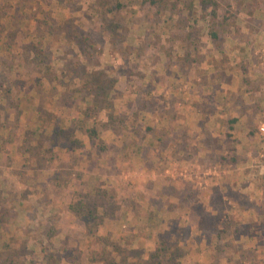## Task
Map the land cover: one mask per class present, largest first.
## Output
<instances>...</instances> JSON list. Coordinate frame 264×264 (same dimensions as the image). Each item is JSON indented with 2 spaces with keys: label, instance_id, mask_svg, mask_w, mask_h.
Returning a JSON list of instances; mask_svg holds the SVG:
<instances>
[{
  "label": "rangeland",
  "instance_id": "374dc122",
  "mask_svg": "<svg viewBox=\"0 0 264 264\" xmlns=\"http://www.w3.org/2000/svg\"><path fill=\"white\" fill-rule=\"evenodd\" d=\"M243 57L264 0H0V264H264V94L211 119Z\"/></svg>",
  "mask_w": 264,
  "mask_h": 264
},
{
  "label": "crops",
  "instance_id": "0c3cea01",
  "mask_svg": "<svg viewBox=\"0 0 264 264\" xmlns=\"http://www.w3.org/2000/svg\"><path fill=\"white\" fill-rule=\"evenodd\" d=\"M228 43H229V41H228ZM231 44H233V45L237 44V47L239 50H237L235 52H238L239 54L247 52L246 51L247 49H244V51H240V48L242 47V45L243 46L246 45V41L242 42L236 38H233ZM247 58H251V57H247ZM235 59H236L237 63H239L241 61V59H239V57L238 58L235 57ZM249 61H250V59L246 60V57L245 58L243 57L242 67L244 69L234 68V70H232L231 68H228V70H226L227 72L229 71V73H230L228 75V78H232V80L216 81V85L218 84V86H220V90L217 92L218 96L217 95L216 96L218 97L217 99H221L220 102H218V103L216 102V108H217V110H215L216 114L214 112H212V114H211V119L213 117H214V119H216V138L219 137V134L217 133V127H218L219 123H223V125H225V123L228 124V127L226 128V131H225L226 133L230 134V133L234 132V133H236V135H238V137H241V136H243L245 138L249 137V135L245 134L243 131V127L244 126L246 127L248 125V122L250 121L251 116L253 115V113H251V111H249V108H245V110H243L241 112H239L240 109H239V111L236 110V112L232 115L233 117H230L229 115L227 116V112H228V110L231 109V107L232 108L238 107V105L242 106V107L243 106L249 107V106L253 105L252 101H254V100H252V98L249 96H245L244 99L242 97H241V99H235V100L232 98V94H233L232 92H234L237 88L249 89L250 86H248V82H250V84H252V85H254V84L257 85V88L260 90V95L262 93L264 94V67H262L260 64L258 66V62H256L257 60H255L254 65H252L251 62H249ZM230 64L233 67V63H230ZM255 72H258V75H255L254 74ZM259 77L262 79V81H261V79L260 80L258 79ZM240 78H242V80L239 83ZM243 78H245V80H243ZM255 80H256V82H255ZM235 82H238V84L236 85ZM242 84L244 86H242ZM240 86H242V87H240ZM222 101H224V102H222ZM180 112L182 113L183 111H180ZM231 122H236V124L235 123L232 124ZM237 124H238V126H237ZM238 129H239V131H238ZM211 133H212V131H211ZM177 134H178V131H174V130L171 131V137H174ZM174 143L175 144L179 143V141L174 142ZM13 154H15L14 159L12 157ZM25 156H26V154L25 155H18L17 149H15V146H13V148L11 146L8 149V151H1L0 152L1 158L5 157L6 160L13 159L14 160V161L12 160L13 165L18 164V160H19V162L21 164L20 165L21 168H22V159ZM11 224H12V222H10L9 224H6V222H3V220H1V218H0V233L5 232V231H9Z\"/></svg>",
  "mask_w": 264,
  "mask_h": 264
},
{
  "label": "trees",
  "instance_id": "16d2710c",
  "mask_svg": "<svg viewBox=\"0 0 264 264\" xmlns=\"http://www.w3.org/2000/svg\"><path fill=\"white\" fill-rule=\"evenodd\" d=\"M151 1V3H158L160 0H150ZM202 2L204 3V4H207L208 2H211V0H202ZM214 16H216L217 17V8H216V5H214ZM93 131H91V133H92ZM77 208V207H76ZM164 249H168V248H164Z\"/></svg>",
  "mask_w": 264,
  "mask_h": 264
},
{
  "label": "built area",
  "instance_id": "2783aa9c",
  "mask_svg": "<svg viewBox=\"0 0 264 264\" xmlns=\"http://www.w3.org/2000/svg\"><path fill=\"white\" fill-rule=\"evenodd\" d=\"M260 131H261V134L264 135V124H263V126H261Z\"/></svg>",
  "mask_w": 264,
  "mask_h": 264
}]
</instances>
